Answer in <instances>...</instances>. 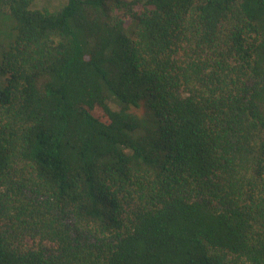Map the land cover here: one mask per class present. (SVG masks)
<instances>
[{
	"label": "trees",
	"instance_id": "1",
	"mask_svg": "<svg viewBox=\"0 0 264 264\" xmlns=\"http://www.w3.org/2000/svg\"><path fill=\"white\" fill-rule=\"evenodd\" d=\"M0 0V264H264V0Z\"/></svg>",
	"mask_w": 264,
	"mask_h": 264
},
{
	"label": "rangeland",
	"instance_id": "2",
	"mask_svg": "<svg viewBox=\"0 0 264 264\" xmlns=\"http://www.w3.org/2000/svg\"><path fill=\"white\" fill-rule=\"evenodd\" d=\"M66 0H34L32 7L35 9L55 10Z\"/></svg>",
	"mask_w": 264,
	"mask_h": 264
}]
</instances>
